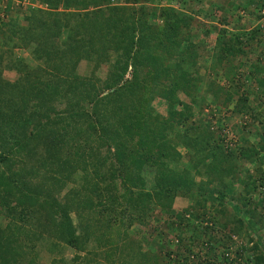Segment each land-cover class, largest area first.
Listing matches in <instances>:
<instances>
[{"label":"trees","instance_id":"16d2710c","mask_svg":"<svg viewBox=\"0 0 264 264\" xmlns=\"http://www.w3.org/2000/svg\"><path fill=\"white\" fill-rule=\"evenodd\" d=\"M146 1L112 5L110 0H41L46 8H32L37 12L32 22L24 16L27 29L19 40L45 66L33 75L25 73L18 93L7 89L17 84L3 78L0 69V264H35L34 246L41 238L74 249L69 258H52L47 264L192 263L188 247L180 249L182 236L176 235L173 250L165 251L163 238H158L151 251L127 230L141 232L150 226L151 233L163 227L166 222L157 212L168 214L172 198L198 192L183 211L186 219L179 218L184 231L193 228L194 237L192 219L202 221L207 215L202 193L217 192L221 199L234 184L239 187L235 200L255 192L264 173V143L241 145L233 152L223 144L219 126L215 133L194 120L191 111L204 96L229 113L257 119L248 96L258 102L264 94V28L227 32L215 26L214 45L206 52L194 39L210 30L200 35L192 31V14L164 5L153 20ZM224 16L220 23H225ZM62 28L65 36L60 39ZM7 37L11 41V34ZM204 53L212 60L207 73L199 74L197 59ZM83 59L94 62L89 74L77 71ZM100 64L106 65L102 78L94 74ZM209 71H219L225 84L210 78ZM27 84L37 90L27 91ZM31 93L40 98L33 106ZM154 98L163 101L164 112L155 108ZM57 101L62 109L53 104ZM251 161L254 174L243 167ZM68 182L64 192H87L97 199L86 196L69 203L61 195ZM103 195L110 198L107 215L96 210L101 219L92 222L89 210L101 204ZM73 210L78 216L84 211L85 225L79 231L68 216ZM255 210V205L249 209L250 219ZM245 219L205 223L201 243L211 260L197 256L198 263L227 260L224 252L233 236L244 234ZM228 221L223 251H212L219 240L212 230L217 224L222 230ZM248 241L251 264H264V254Z\"/></svg>","mask_w":264,"mask_h":264},{"label":"rangeland","instance_id":"374dc122","mask_svg":"<svg viewBox=\"0 0 264 264\" xmlns=\"http://www.w3.org/2000/svg\"><path fill=\"white\" fill-rule=\"evenodd\" d=\"M110 1L112 5H120L124 2V0ZM146 4L150 7L149 14L150 18L153 20L156 17L157 8L164 5L173 6L192 14L194 17L192 22V31L200 32L198 33L200 35L205 29L210 30V33L207 36H199L194 39V41L203 45V49L206 52L208 50L210 51L214 45L215 31L213 29L215 26L216 28H224L227 32L233 31L234 28L237 27H241L243 30H248L257 26H262L261 29L264 28V0H147ZM58 7H60V5H58ZM32 8L34 9L33 11H35V9L44 10L46 6L41 3V0H0V69L1 76L3 78L11 80L12 83L17 84L15 89H12L9 85L7 86V89L9 91H13V93H18L19 88L24 84L25 80L22 76L25 73L31 72L33 75V70L37 69L42 71V67L45 66L38 61L39 59L36 58V54L30 53V47L23 45L22 41L19 40L21 34L27 29V20L24 16H30V22L37 17V12L33 14L34 12H32ZM92 8L95 7L88 6V10ZM72 9L73 7L70 11H72ZM222 13L225 15V23H220ZM64 32L65 29L62 28L61 33L58 34L60 39L64 38ZM9 34H11V37H9L11 38V41L7 40V35ZM262 36L264 38V33ZM34 37L37 36L34 35ZM250 58L253 59L254 57L250 56ZM211 60L212 58L209 57V55H206V53L198 57L197 67L199 74H204L205 71L207 73L206 66ZM93 65L94 62L92 60H80L77 64V71L81 74H89L90 70L94 68ZM105 67L106 65L100 64L94 74L98 78H102L105 75ZM240 70L244 73L245 84H248V80L245 76L248 68L243 66ZM126 76H128V74ZM209 77L216 80L218 83L225 84L219 71L217 73L209 71ZM51 78L54 79L53 77ZM26 89L29 92H35L37 90H34L30 84L26 85ZM178 95L181 100H188V98L183 96L181 93ZM35 96L37 95L34 93L30 94L32 106L35 104L34 100L40 99L35 98ZM200 97L201 102L193 105L192 107L191 113L193 115V119L207 123L209 128L215 133L218 131L219 126V128L222 129L221 136H223V144L229 149H232L233 152H235L241 145L255 146L257 143H264V113L261 111L264 104V94L259 97L258 102L253 99L252 95L248 96L249 103L255 106V112L253 115L255 113L259 115H256L257 119L254 121H251L250 115L229 113V108H218L217 105L209 101L207 97ZM53 104H56L57 108H63L62 102L57 101ZM153 104L159 112H164V105L161 99L154 98ZM40 109L42 110V108ZM258 111L261 113L259 114ZM38 112L41 111L38 109ZM43 112L45 113V116L49 115L47 114L48 111L45 110V105L43 106ZM59 113V116H61L62 113ZM57 126H59V123L55 125V127ZM67 184L68 186L63 190V192H61V195H63L66 199H70L71 202L69 203H73L74 200L81 202L86 196L95 199L92 195H88L87 192H76L75 194L74 192H64L71 185V182H68ZM209 190H211L210 186ZM190 194L191 196L189 195V198L188 196L179 195L172 198L168 205V214L164 211H160L159 213L157 212L159 220L161 222H166L163 224V227L159 226L151 233H149V230L151 231L150 226L142 229L141 232L129 228L127 232L130 238H133L134 241L142 248H149L151 251L156 249L155 242L158 238H163L165 247L164 250L166 251V249L173 250L176 246V235L182 236L183 240L180 241V249L183 250V246L186 245L188 247L189 254L192 253V255L189 256L192 259V263L189 262L187 264H202L198 263L197 256H201V261H205L206 259L211 260L209 255L204 253L205 249L201 243L202 227L205 223L210 224L211 222H214L215 224L216 222H222L224 217L231 219L233 216L234 218H246V225L244 228L245 232L241 236L232 237V242L228 245V250H225L224 252V254L227 255V260L223 261L219 258L213 261L212 264H251V254H253V252L251 251V253L248 249L251 244V242L248 241L249 238L252 239V242L257 244L259 251L264 254V217L260 219L258 214V212H260L263 208L261 205L262 202L259 199L260 197L256 192H252L245 200H235V196L238 195L236 192H225L221 199L217 198V192L202 193V198L206 199L204 210L207 215L202 221L192 219L196 227L194 237H192L193 228H186L187 230L184 231L183 227L185 225L179 223V218L184 217L183 211L187 209L189 205L193 204V196L194 194H198V192H191ZM242 201L244 203H242ZM109 203L110 198H106V195L101 196V204L93 207L95 211L93 209L89 210L91 214L90 217L92 218L90 221L95 222L98 220L99 222L101 217L96 210L101 212V214H105L106 211L104 210L108 207ZM252 204L256 206L257 211L255 210L253 218L250 219L248 215L249 209L253 207ZM216 208H221L222 212L219 213ZM246 210L248 212H246ZM83 212L84 211L82 210L81 215H79L80 217L75 213V210L68 213L76 231H79L80 225H82V227L83 224L85 225V222L83 221ZM185 216H187V214H185ZM184 219L186 218L184 217ZM87 223H89V221ZM217 225H215L212 233L215 232V236H217L219 240L214 243L215 248L212 249V251L220 250L219 252H221L223 251V248L221 247L222 241H224L226 235L230 234L229 228L231 227V223L228 221L222 230L219 224ZM122 227L125 226L122 225ZM189 241L191 242L190 245L187 244ZM34 249L37 259L35 264H47L52 258H58L61 256L65 259L69 258L73 254L74 250H71V248L57 242L56 240L42 238L35 243ZM209 250L211 249L209 248ZM99 259L102 260L101 258Z\"/></svg>","mask_w":264,"mask_h":264},{"label":"crops","instance_id":"0c3cea01","mask_svg":"<svg viewBox=\"0 0 264 264\" xmlns=\"http://www.w3.org/2000/svg\"><path fill=\"white\" fill-rule=\"evenodd\" d=\"M262 154L260 155V165L262 164L261 163V159H262ZM243 167L245 168V169H247L248 170V172L249 173H252V174H254V171H255V164L253 163V161H251V162H248V163H246L245 165H243ZM238 190H239V187L238 186H236L235 184L232 186V188L231 189H225L224 190V192H238ZM255 192H256V190H255ZM250 195V194H249Z\"/></svg>","mask_w":264,"mask_h":264},{"label":"built area","instance_id":"2783aa9c","mask_svg":"<svg viewBox=\"0 0 264 264\" xmlns=\"http://www.w3.org/2000/svg\"><path fill=\"white\" fill-rule=\"evenodd\" d=\"M262 168H264V166ZM256 193L260 197L259 199L262 202L261 203L262 207H264V173H263V177L260 180L257 181Z\"/></svg>","mask_w":264,"mask_h":264}]
</instances>
